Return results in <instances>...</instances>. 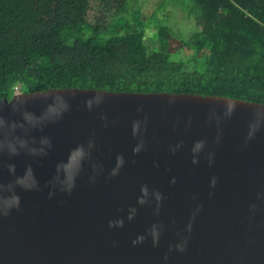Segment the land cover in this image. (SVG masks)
Segmentation results:
<instances>
[{
    "label": "water",
    "instance_id": "95a60500",
    "mask_svg": "<svg viewBox=\"0 0 264 264\" xmlns=\"http://www.w3.org/2000/svg\"><path fill=\"white\" fill-rule=\"evenodd\" d=\"M0 264H264V102L0 99Z\"/></svg>",
    "mask_w": 264,
    "mask_h": 264
},
{
    "label": "trees",
    "instance_id": "16d2710c",
    "mask_svg": "<svg viewBox=\"0 0 264 264\" xmlns=\"http://www.w3.org/2000/svg\"><path fill=\"white\" fill-rule=\"evenodd\" d=\"M144 1L0 0V99L77 86L264 102V0Z\"/></svg>",
    "mask_w": 264,
    "mask_h": 264
},
{
    "label": "rangeland",
    "instance_id": "374dc122",
    "mask_svg": "<svg viewBox=\"0 0 264 264\" xmlns=\"http://www.w3.org/2000/svg\"><path fill=\"white\" fill-rule=\"evenodd\" d=\"M158 0H146L143 3H141V8L143 12H146L147 10H152L153 5L156 3ZM144 9V10H143Z\"/></svg>",
    "mask_w": 264,
    "mask_h": 264
},
{
    "label": "built area",
    "instance_id": "2783aa9c",
    "mask_svg": "<svg viewBox=\"0 0 264 264\" xmlns=\"http://www.w3.org/2000/svg\"><path fill=\"white\" fill-rule=\"evenodd\" d=\"M19 92H20V87L17 86V87H16V93H19Z\"/></svg>",
    "mask_w": 264,
    "mask_h": 264
},
{
    "label": "clouds",
    "instance_id": "9594fccd",
    "mask_svg": "<svg viewBox=\"0 0 264 264\" xmlns=\"http://www.w3.org/2000/svg\"><path fill=\"white\" fill-rule=\"evenodd\" d=\"M20 92H21V91H20ZM20 92H19V93H20ZM15 94H16V93H15Z\"/></svg>",
    "mask_w": 264,
    "mask_h": 264
}]
</instances>
